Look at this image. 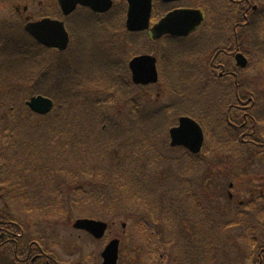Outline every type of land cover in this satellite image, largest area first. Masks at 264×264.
<instances>
[{
	"label": "rangeland",
	"instance_id": "1",
	"mask_svg": "<svg viewBox=\"0 0 264 264\" xmlns=\"http://www.w3.org/2000/svg\"><path fill=\"white\" fill-rule=\"evenodd\" d=\"M8 1L0 0V216L8 215L20 225L23 232L19 238L21 246H27L33 238L41 239L43 249L60 264H102V252L110 240H119L118 264H255L251 260L249 244L240 239L243 233L240 224L233 222H238L235 217L247 205L258 206L264 211V207H260L264 206V200L259 202L260 198H257V193L264 191L261 159L264 152L259 153L248 146L241 148L238 144L223 146L217 143L224 127L217 132L215 123L220 127L223 121L216 117L214 122L211 117H205L204 105L195 104L194 95L189 92L190 88L191 91L196 89L198 95H205L207 89L210 93L209 83L193 82V87L192 82L187 83L186 101L183 83L177 93L180 85L177 83L184 79L174 77L170 82V77L163 76L162 79V72L160 85L148 87L147 92H139L127 77V80L120 76L111 79L117 73L118 62L125 61L126 38L122 33L116 49L107 50L106 32L102 28L105 19L88 9L77 10L71 16L75 29L73 38H77L78 46L73 48L72 56L66 53V61L60 59L64 53L32 52L28 38L22 34L23 26L46 18L62 20L57 0ZM212 2L219 4L220 0H186L185 4L202 7L204 3ZM124 10L125 6L120 11L115 10L118 12L113 11V15L121 18ZM89 13L102 21L94 22ZM250 17V14L246 15V18ZM155 21L156 17L152 23ZM254 21L257 28L264 30V17ZM233 26L232 22L230 27ZM242 32L239 28V42L248 44L246 49L242 45V51L251 50L254 40L259 47L258 33ZM206 43L207 40L199 36L189 46L203 48ZM144 46L143 52L152 43ZM140 50H131L133 54L129 60ZM246 55L249 59V54ZM209 58L210 55L203 52L202 62ZM7 59L13 62L9 71H3ZM249 63L251 69L241 77L256 78L262 83L252 84V90L258 101L264 103V69L254 60ZM126 67L121 70L127 71ZM95 79L101 81L94 82ZM243 79L246 78H240ZM121 80L126 86L120 83ZM225 84L230 85L227 81ZM225 88L221 90L225 92ZM122 89H129L128 94L125 95ZM31 90L37 94L45 93L50 98L54 95L65 98L68 91L73 90L72 95L77 94L79 100L76 95L72 96L68 107L44 117H33L24 105L31 97ZM95 96L100 100L95 98L97 102L86 106V98ZM105 98H109L108 103ZM221 112L223 114L224 110ZM184 114L199 117L198 122L211 136L209 146L196 156L170 146L169 130ZM214 114L207 115L214 117ZM144 115L146 120L152 116L157 118L147 125L143 123ZM72 121L75 124H71ZM86 125L93 132L86 131L82 138L78 131ZM24 126L28 127L26 142L29 141L30 146L18 148V137L26 136L24 132H18ZM94 129L100 137L97 140L90 138V134L96 135ZM123 132L128 140H117ZM225 133L229 132L224 130ZM37 143L43 145L39 156L34 151ZM93 144L103 150L94 152L88 147ZM115 153L118 156L115 157ZM104 160L109 162L100 163ZM111 161L114 163L110 165ZM96 164L102 171L97 182L88 172L93 171ZM106 167L113 168L112 177L108 178L107 173L104 175ZM28 175L35 179L28 181ZM117 175L121 176L120 186L114 184L113 177ZM98 182L102 184L99 188ZM71 185L80 188L68 193ZM97 195L104 197L95 200ZM95 201L103 204L100 210L94 207ZM60 202L67 203L60 205ZM69 202L84 209L77 211L74 219L65 210L68 205H74ZM150 205L155 209L153 215ZM27 206L32 209L28 210ZM38 206L40 210H37ZM260 215L259 211H253L246 215L248 223L247 220L242 223L250 228L256 225L253 235L259 231L257 236H262L264 228V219L261 216L259 220ZM139 217L147 220V229L137 222ZM78 219H98L108 223L110 229L100 239H95L85 231L74 229ZM220 222L229 225L227 230H223ZM263 237L255 242L258 252ZM13 248L11 242L0 246V264H11L15 260Z\"/></svg>",
	"mask_w": 264,
	"mask_h": 264
},
{
	"label": "flooded vegetation",
	"instance_id": "2",
	"mask_svg": "<svg viewBox=\"0 0 264 264\" xmlns=\"http://www.w3.org/2000/svg\"><path fill=\"white\" fill-rule=\"evenodd\" d=\"M123 2L125 1L123 0ZM154 2H155V9L160 11L159 13L162 17H165L167 14L174 12L178 9L187 8V7H182L180 2H174L170 0L169 1L154 0ZM222 2H224L225 4V7L223 8V10L228 14H230L228 10L234 9V6H235L234 4H237L235 7L239 9L240 3L242 2L247 3V8L243 10V16L245 17L247 23L248 24L251 23V25H252L253 20L256 19L259 16V14H261L262 12V10L259 8L258 5L252 4L251 0H243L242 2H240V0H222ZM212 5L211 6L214 9L213 11L215 13L216 19H214V24L209 26L208 29H205L202 33V35L208 36V38H204V39H206L207 42H210L207 45L208 48H206L204 51V54L210 55V58L206 61L203 60L205 62H201L202 59H200V61L197 64H192L194 62V60L192 59L193 50L189 46L190 45L189 42H192V39H195V38H190L191 36L189 37L165 36L158 41H153L151 39H150L151 41H147L142 38H145L144 36H149L148 32L146 33L129 32L126 29V26L122 27L117 24L111 27L102 26V28L106 32L105 47L107 50L113 51L114 49H116L121 39L122 33L123 35H125V38H126L127 47H126L125 56H124L125 61L122 60L123 62H118L116 66L117 73L114 78H111L112 76H110V78L113 80H116L120 76L122 77V79L123 78L126 79L127 77L131 80L133 75L130 69V62L134 58L141 56V55H150L158 59V56H160L162 52L164 59H167V62H168L166 63V60L162 58L163 70H164L163 75H165V77H170V82H173L174 77H176L177 75L188 77L189 81L191 80V78L199 76V78H202L203 81L208 82L209 86L212 88L211 90L212 94L210 95L211 98H214V97L223 98L225 96L229 97L228 92H223L219 89H223L225 87L230 86L232 91L230 90L229 94H230V97L235 98L237 107L233 110L235 111L234 112L235 114L233 116H227L226 118L227 125H229L232 129L236 130L237 132L241 133V131L248 130L247 126L249 124V121H251L252 125L249 129H252L253 131L252 133H242L241 143L256 146L258 145V143H256V140L254 139L255 131H256V124L253 120L254 118L252 117L254 111L256 110V100L254 98L255 97L254 93H252V84L257 83L256 81L257 79L256 78H254L253 80L243 79L242 85H241L240 84L241 77L239 76V67H238V64L236 63V56L240 54L241 42H239L238 31H239V28H241V25L238 22V20L234 21L233 17L237 15H232L234 13L231 12V23L232 22L235 23V27L233 26L231 28L230 27L231 23L230 22L228 24L226 23L227 19L225 18L227 17L224 16L223 11L222 10L216 11L214 7V2H212ZM112 12L113 11H110L104 14L97 13V15H101V16L109 15L110 16L112 15ZM247 14H250L251 17L246 18ZM225 23L227 26H224ZM236 26H237L238 31L236 30ZM244 28H247L250 31H252L255 27H250V28L244 27ZM134 38H137V40H133ZM166 41H170L167 44L169 45V49L164 48V46H167L166 43H164ZM149 42L152 43V46H149L147 50L143 52L144 44H148ZM252 43L251 44L253 46L255 44V40ZM75 46H78V40L76 41ZM134 48L141 49V50L139 51V53L132 56L129 60V56L133 54L131 50H133ZM65 53H68L69 56L70 54L73 55L70 49L67 50V52ZM74 61L77 62L78 60L75 59ZM10 63L11 62H9V59H7L6 62L4 63V68L2 70L9 71ZM157 64H158V61H157ZM125 66H127L126 67L127 71L124 72L123 70H121V68H124L125 70ZM185 66L187 69L186 71H184ZM157 67L159 70L161 69L162 71L160 63ZM105 76L108 77L107 75ZM95 81H101V80L95 79L94 82ZM225 81L229 82L230 85L225 84ZM123 82L124 81L121 80L120 83L123 84ZM241 86H242V90H241ZM137 88L139 89V92H142L144 89V87L142 86H139ZM226 89H230V88H226ZM123 93H127V91H123ZM231 107L234 108V105H231ZM237 111L239 113H237ZM240 118H242L243 124H239L237 122ZM2 224L6 225L7 223L1 222V225ZM0 232H1V235H4L3 239L7 238L8 242H11V241L15 242L14 239H10L11 238L10 235L13 236V234H12V231L9 230V228L0 227ZM43 257L47 258L48 256L46 254L44 255L43 253ZM43 263L49 264L46 259H43Z\"/></svg>",
	"mask_w": 264,
	"mask_h": 264
},
{
	"label": "water",
	"instance_id": "3",
	"mask_svg": "<svg viewBox=\"0 0 264 264\" xmlns=\"http://www.w3.org/2000/svg\"><path fill=\"white\" fill-rule=\"evenodd\" d=\"M129 3L127 28L130 31H144L149 28L151 19L152 0H127ZM65 15H69L77 5L88 6L97 12H107L112 7L111 0H60ZM184 20V21H182ZM178 21L184 24L176 23ZM201 22V15L193 11H177L168 15L154 29L151 30L154 39L160 38L163 33L171 31L174 35H186L193 31ZM165 24L172 25L162 31L161 27ZM25 31L35 38L40 44L59 50H65L69 43V37L65 31L63 23L58 21L44 20L37 23H28ZM162 31V32H161ZM133 79L136 84L153 83L157 81L155 69V60L143 57L136 59L131 64ZM27 106L32 112L39 115L49 114L53 107V101L37 96L27 102ZM171 146H182L192 153L197 154L201 151L203 145V132L201 128L190 119H182L180 126L171 130ZM76 229L84 230L101 238L106 230V225L91 220H80L75 226ZM118 243L112 242L103 254L104 264H117Z\"/></svg>",
	"mask_w": 264,
	"mask_h": 264
},
{
	"label": "trees",
	"instance_id": "4",
	"mask_svg": "<svg viewBox=\"0 0 264 264\" xmlns=\"http://www.w3.org/2000/svg\"><path fill=\"white\" fill-rule=\"evenodd\" d=\"M260 2H262L261 4H258L259 6H261V9H262V12H264V2L263 1H260ZM25 34V33H24ZM29 39H30V42L31 43H28L29 44V47H30V49L29 50H31L32 52H34V51H38V50H42L43 51V47L42 46H40L38 43H36L33 39H31L27 34H25ZM32 88V87H31ZM30 93L31 94H35V92H34V90H31L30 91ZM48 96V95H47ZM55 96V95H54ZM51 96V97H53L55 100H56V102H58V103H60V104H62V106L63 107H68L69 106V104H70V102H71V100H72V95H68L67 94V96L65 97V98H60L59 96ZM256 105L258 106V104L256 103ZM262 106V105H261ZM237 107V103L235 102L234 103V108H233V110L235 109ZM259 111H256V112H254L253 113V120H254V122H255V124H256V131H257V129H258V127L259 126H262V125H264V104H263V106L262 107H260L259 109H258ZM237 113H239L238 111H237ZM241 115V114H240ZM31 116H33V117H36V116H34V115H31ZM146 115H144V117L142 116V119H143V123L144 124H147V125H149L154 119L156 120V118L157 117H154V116H152L153 118H151V119H147L146 120ZM74 121V120H73ZM71 122V124H75L74 122ZM79 123V120H77V123L76 124H78ZM239 124H243V122H241V123H239ZM251 125H252V123H251V121H249V124H248V130H244V131H241V133H239V132H237L236 131V133H235V135H231L230 134V137L228 136V134L227 133H225L224 134V137L222 138V139H220L219 140V143L221 144V145H223V146H227V142H232V141H235V142H237V140L240 138V136H241V134L242 133H252V129H249L250 127H251ZM224 127H225V125H224ZM27 130H28V127H26V126H24L21 130H19L18 132H24L25 134H26V136L24 137V138H20V137H18V141H17V144H18V148H25V147H28V146H30V143H29V141H27L26 142V139H27ZM154 131H155V129H153ZM86 131L87 132H89V131H91V132H93L92 130H90L88 127H87V125L83 128V129H81L80 131H78V135H79V133H80V137H82V138H85L83 135L84 134H86ZM94 131L96 132V135H94L93 133L92 134H90V138H92V139H99L100 137H97L99 134H98V130L97 129H94ZM226 131V130H225ZM70 133H72V130H70L69 131ZM126 132H123V136H121L120 138H118L117 140H121V141H123V140H125V139H127L128 140V138L129 137H127V136H125L126 134H125ZM149 133V132H148ZM151 134V133H150ZM78 135L76 136V138L78 137ZM238 135V136H237ZM126 137V138H125ZM28 138H29V140H30V135H28ZM255 138V137H254ZM146 139H148L147 137H145V140ZM111 140V139H110ZM116 140V139H115ZM108 143H110V142H108ZM4 144H6V143H4ZM32 145V144H31ZM107 147H108V145H106ZM90 149H92L94 152L95 151H102L103 149L102 148H100V146H98L97 144H93V145H89L88 146ZM36 148H39L40 149V151H39V149H37L36 150ZM242 148V147H241ZM43 149V145L42 144H39V143H37V144H35L34 145V151L36 152V154H37V156H39L40 154V152H41V150ZM115 155V157L116 156H118V153H115L114 154ZM107 162H109V160H104V161H101L100 163H103V164H105V163H107ZM114 163V161H111L110 162V165L111 164H113ZM43 164V163H42ZM96 167V168H95ZM95 168V169H94ZM42 171H43V169H42ZM111 171H114L113 170V168H111V167H106L105 168V170H104V175H105V173H107V175H108V178L109 177H112V175H111ZM37 172V171H36ZM78 172V171H77ZM81 173H83L82 171H80ZM89 172V174H92V177L95 179V181L97 182L98 180V178H101V177H99V176H101V174H102V171H101V168L96 164V165H94V167H93V171H88ZM38 173H40V174H42L43 172H38ZM85 174H86V172H85ZM39 177V176H38ZM113 178H115V182H114V184H117V183H119V186L121 185L120 184V181H119V179L121 178V176H119V175H117L116 177H113ZM33 179H35V177L34 178H30L29 177V175H28V181H30V180H33ZM102 180H103V184L105 183V179L104 178H102ZM99 183V182H98ZM83 185V184H82ZM100 185H102L101 183H99L98 185H97V188H99L100 187ZM87 187H89V185H86ZM99 186V187H98ZM78 188H80L79 186H76V185H71L70 187H68V193H70V192H75L76 190H78ZM90 194V193H89ZM40 195H42V193H40ZM88 196H91V194L90 195H88ZM100 197L103 199V197L104 196H102V195H97V197H96V199L95 200H98V199H100ZM111 198V197H110ZM110 198H108V199H110ZM81 202H85V203H90L91 201H81ZM80 202V203H81ZM99 201H95V203H94V207L96 208V210H100L101 208H102V206L101 205H103L102 203H98ZM65 203H67V202H60V205H64ZM70 203V202H69ZM70 204H74L73 202H71ZM152 208V207H151ZM242 208V207H241ZM241 208H239V209H241ZM81 209H83V208H81V207H77V205H68V207L65 209V210H67L70 214H71V216H72V218H73V216L74 215H76V213H77V211H79V210H81ZM84 210V209H83ZM84 212V211H83ZM47 213H53L52 211H48ZM246 215H251V212L250 211H247L246 210V208L241 212V213H239L235 218H237L238 220V222H233V224H237V225H239L240 224V227H241V230H242V234H240L241 236H240V239H244V244H249V252H250V254H252V259L254 258V259H256V258H258L257 256H259V253H258V250H257V244L255 243L259 238H261V237H263L264 236V228H263V234H262V236H257V233L258 234H260L259 233V231H255V234L253 235V231L255 230V228L257 229V226L256 225H254L255 226V228L253 227V226H251L252 228H250V227H247V225L248 224H242L245 220H247L246 219ZM261 216H262V218L264 217V214H261L260 215V217H259V220H261ZM74 219V218H73ZM264 219V218H263ZM0 220L1 221H5V222H8L9 223V229H11V231H14V232H16L17 234L18 233H20L21 231V229L19 228V225L18 226H16V225H14L13 223H14V221L10 218V217H8V215L5 217H1L0 216ZM16 223V222H15ZM246 223H248V220H247V222ZM17 224V223H16ZM222 228H223V230L225 229V230H227V227L229 226L228 224H223L222 222H220V223H218ZM245 227H244V226ZM0 227H7V225H0ZM263 242L261 243V245H260V256H264V237H263V240H262ZM31 242H34L35 244H33V247H32V249L34 250V249H37V251H38V253H40L42 256H43V245L40 243V241L39 240H33V241H30L29 243H31ZM260 242V241H259ZM256 248V252H255V254H253V251H254V249ZM14 251H16V250H14ZM17 252V256H14L13 258L15 259L14 261H11V264H30V257L28 258V260H27V262L25 263V262H22L21 261V263L19 262V258L20 257H25L26 255H21V251L20 250H17L16 251ZM25 254H27V253H25ZM254 255V256H253ZM54 262V261H53ZM10 264V263H9Z\"/></svg>",
	"mask_w": 264,
	"mask_h": 264
},
{
	"label": "bare ground",
	"instance_id": "5",
	"mask_svg": "<svg viewBox=\"0 0 264 264\" xmlns=\"http://www.w3.org/2000/svg\"><path fill=\"white\" fill-rule=\"evenodd\" d=\"M243 0H240V2H242ZM257 1H264V0H257ZM232 4V3H231ZM235 6L237 4H234ZM234 6V9L233 10H228L229 13L231 14V12H233L234 14L232 15H238V14H241L243 15V10H242V5L240 3L239 5V9H237V7ZM262 14H259L258 17H260ZM250 27H255L252 31H249L247 28H243V32L245 33H251L252 35H255L257 33H260V32H264V30H261L260 28H257L256 24H253V25H250ZM245 29V30H244ZM260 31V32H259ZM103 257V256H102Z\"/></svg>",
	"mask_w": 264,
	"mask_h": 264
}]
</instances>
